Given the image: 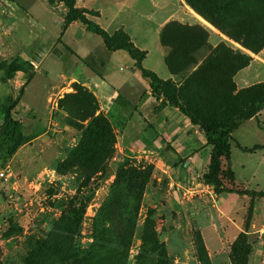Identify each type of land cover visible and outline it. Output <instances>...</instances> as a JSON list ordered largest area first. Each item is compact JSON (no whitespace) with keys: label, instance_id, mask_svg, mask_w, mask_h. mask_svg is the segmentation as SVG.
<instances>
[{"label":"rangeland","instance_id":"1","mask_svg":"<svg viewBox=\"0 0 264 264\" xmlns=\"http://www.w3.org/2000/svg\"><path fill=\"white\" fill-rule=\"evenodd\" d=\"M116 1L130 4L115 13L136 40L160 41L163 34L165 56L179 71L178 79L184 80L202 61L194 76L175 90L188 110L203 121L229 120L219 129L251 145L241 149L264 141V134L252 133V122L234 126L230 111L223 116L210 113L209 105L211 100L224 103L235 72L251 74L232 99L244 117L254 115L258 128L264 129V120L257 117L264 108V76L258 75L264 48L255 49L264 38V0H193L196 8L186 0ZM64 12L61 4L50 6L46 0H0V102L9 95L19 96L23 89L13 114L26 135L14 156L0 159V264H264V200L258 206L255 196L248 195L251 199L245 204L244 194L235 196L230 219L221 214L213 188L201 192L203 198L198 194L192 205L179 203L175 185L159 162L164 152L155 146L152 124L142 122L132 106L115 103L105 113L89 88L67 84L66 73L71 70L90 76L81 52L71 54L56 43ZM110 19L101 17V24L116 25ZM72 31L62 39L70 47L77 39L76 28ZM92 36L103 44L100 36ZM57 48L64 54L58 55ZM35 51L46 53L38 62L24 59ZM151 51L146 67L157 60L156 51ZM14 59L29 60L31 66L6 79L5 66ZM141 82L136 92L147 89ZM101 89L107 92L112 87L106 83ZM125 93L137 101L134 93ZM150 107L148 102L143 112L149 113ZM100 114L108 120V128ZM205 146L211 151V145ZM257 149L260 145L252 151ZM252 151L241 152L231 145L233 166L243 162L245 168L236 169L243 184L264 190V165ZM221 158L225 185L243 189L244 185L233 183L230 158ZM124 162L153 166L138 203L126 188L111 194L117 168ZM184 194L180 199L185 203ZM161 244L164 256L159 259Z\"/></svg>","mask_w":264,"mask_h":264},{"label":"crops","instance_id":"2","mask_svg":"<svg viewBox=\"0 0 264 264\" xmlns=\"http://www.w3.org/2000/svg\"><path fill=\"white\" fill-rule=\"evenodd\" d=\"M76 5L78 7H83L86 9L98 10L100 11L99 14L101 15V17L108 15L111 18V23H116V25L112 27L103 26L101 24V17H99V15L96 16L97 18H95L94 20L108 32H113V30H115L114 28H116V30L119 28L124 29L130 35L134 44L141 50L146 51V56L142 61L143 66L154 71L162 79L171 78L174 81L181 80L177 87H182L184 81L187 82V79H190L191 76H194L197 69L202 63V61H199L188 73L189 76L187 75L184 80L178 79L177 76L169 70L165 62V48L161 45L158 39L150 40L147 38H142L138 41L132 36L128 25L121 19L118 20L119 14L115 12L127 10V8L130 7V4L116 0H76ZM105 8L109 9V11H105ZM73 27L76 28L75 34L77 36V39H75V46L70 47L67 41H62V39L65 37L68 31H72ZM5 41L6 39H2V43H6ZM57 42L60 43L64 49L70 51L71 54L75 52H81L80 54L83 56L82 60L84 63V67L89 71V78H87L86 76L83 77L82 75H76L72 70L67 72V84L78 82L89 88L98 99L100 110H104L105 113L110 111L112 106L116 103V98L120 96L121 100L126 102L124 108H126L127 106H132L133 108H135L134 112L139 115L140 119H142V122H145V124H152L157 135L155 146H159L161 148V151L164 152L159 162L164 164L163 168L165 169V172L168 173V176L171 179V184L175 185L176 190H173V192L176 195L177 199H179V203L186 204L187 206H189L190 204L192 205V203L194 204L197 201L195 197L198 194H200L198 195L199 198H203L201 192L212 190L211 186L200 181V177L206 171L208 163L210 161V151L208 150V147L205 146V134L197 127V125L192 124L190 122V119L182 114L177 108L165 106L159 111L155 110V107L159 104L160 101L151 94L149 80L142 77L140 70L136 68L134 60L130 57L127 51L123 49L109 51L106 48L104 42H102L103 44H101V42H99L97 38H94V36H92V33L86 30L85 25L79 21H73L67 26L63 27L61 37L58 39V41H56V43ZM104 49H106L108 53ZM151 50L156 51L157 60L151 66L146 67L144 65L145 60L152 54ZM96 51H99V53H102L103 55H97ZM56 52H58V55H61L64 54L65 51L61 48H57ZM45 53V51H35L31 57H27L24 59L36 58L35 60L36 62H38L43 58ZM261 58L264 61V49L261 51ZM61 74L62 73H60V75ZM36 75L37 71L35 72L34 77ZM258 75L264 76V66L262 71ZM96 77H98L99 79H97ZM250 77L251 74H247L246 76H244L241 71L235 72L234 76L231 78V80H233H230L232 87L231 91H226V93H224V95H226L224 96V99L226 98V100H224V103L220 102L218 104L217 102H213L211 100L209 105L213 111H211L210 113H220L223 116V114H227V111H230V115H233V121L235 123L234 126L236 124H245L252 122V133L260 136L261 134H264V129L258 128L255 123L256 117L254 118V115H248V117H244L240 112L235 113L236 101L235 99H232V97L236 96L237 93H241L242 82L244 80H248ZM141 81H143L147 85V89H145L143 92L141 90L136 92V90L138 89V84L141 85L142 83ZM106 83H110L112 87V89L110 91L108 90L107 92L101 89V86ZM125 91L134 93L136 95L137 101L132 102L128 96L129 94L125 93ZM145 96L147 97V99L143 101ZM148 102L151 103L149 113H144L142 108L146 107ZM152 112H154L155 114H152ZM257 117H260L262 120H264V108L261 109L260 112H258ZM242 138L244 137H240V140ZM242 140L238 141L236 139L239 146L234 142L231 145L235 146L241 152H247L243 151L240 148V146H246L242 142ZM169 143L171 146L168 150H165V148H163V145ZM231 145L229 167L232 173V178L234 180L233 183H235V185L240 184V186H243L244 180L239 177L236 169L238 168V165H240V167L244 169L245 164L243 162H240V164L238 163V165H236L237 168H234L231 159ZM255 145H260V149L252 151L250 153L255 154L256 160L259 161V165L262 166L264 165V141H261V143H256ZM168 162H173V164L170 165ZM162 166L163 165H161V167ZM257 172L258 171L254 173ZM254 173H252V176H254ZM243 189L253 190V188H249L245 185ZM254 190L264 191L260 188ZM182 193H185V196L183 197L184 199H186L185 203L180 199L182 197ZM235 196L238 197L240 195L237 193H222L221 195L217 196L221 214L226 215V217H228L229 219L230 211H233L234 208L233 206L235 202L233 201L236 199ZM242 197L244 204L247 199H251L247 194H244ZM255 197V204H258V206H260L262 200H264V197ZM259 208L260 207H258V209ZM234 224L237 228L241 226L238 223Z\"/></svg>","mask_w":264,"mask_h":264},{"label":"trees","instance_id":"3","mask_svg":"<svg viewBox=\"0 0 264 264\" xmlns=\"http://www.w3.org/2000/svg\"><path fill=\"white\" fill-rule=\"evenodd\" d=\"M46 1L50 6L62 4L66 8V12L63 14V27L67 26L73 21H79L85 25L87 31L100 36L109 51H116L120 49L127 51L130 57L134 60L136 68L140 70L142 77L149 80L151 94L160 101L155 107L156 111L163 109L165 106L177 108L181 113L190 119L192 124L197 125L199 129L205 134L206 144L211 145L212 148L210 151V161L206 171L200 177V181L211 186L217 196L221 195L222 193H237L264 197V191L262 190L229 188L224 183L226 171L224 169L221 157L230 158V143L227 141V139H230L234 142H236V140L231 136L228 130H220L219 125L221 123L229 125V120L227 123L221 121L219 118L203 121L196 114L188 110L187 107L181 103L178 95L175 94L177 82L171 78L162 79L154 71L145 68L142 64V61L146 56V51L138 48L132 41L130 35L124 29L119 28L115 32L110 33L105 28H103L99 23L90 17L98 15L97 11L78 7L76 5V0ZM186 1L196 8L195 1ZM160 43L164 47L167 46L163 40V34L160 37ZM263 48L264 38L256 42L255 49L256 51H260ZM165 62L169 70L173 74L178 75L179 71L175 69V65L171 63L168 56H165ZM29 65L31 66L29 60H12L5 66L4 69L6 73V79L14 77L17 72L25 73ZM33 76V73L29 75L30 78ZM75 85L80 87L81 84L76 82ZM22 93L23 89L21 88L19 96L13 97L9 95L2 103L0 102V159H6L14 156V154L26 140V135L22 130L21 121L14 117L13 114V109L17 105ZM116 103H119L121 107H125L126 104L125 101L121 100L120 96L116 98ZM239 112L240 110L236 108L235 113ZM99 117V119L104 122L105 126L108 128V120L104 116L102 117V115ZM212 135H218V137L213 138ZM258 147L259 146L242 149L246 151H252ZM152 171L153 166L150 164L138 167L125 162L121 163L117 168L115 179L111 184V194L115 193V191L121 188H126L127 191H130L133 193V195L135 194V199L138 203V197H140L142 190L144 189L152 174ZM154 243L155 246L158 245V241H155ZM160 246L161 249L157 251V257L159 259H161V255L164 256L162 244Z\"/></svg>","mask_w":264,"mask_h":264},{"label":"built area","instance_id":"4","mask_svg":"<svg viewBox=\"0 0 264 264\" xmlns=\"http://www.w3.org/2000/svg\"><path fill=\"white\" fill-rule=\"evenodd\" d=\"M2 174H4V172Z\"/></svg>","mask_w":264,"mask_h":264}]
</instances>
